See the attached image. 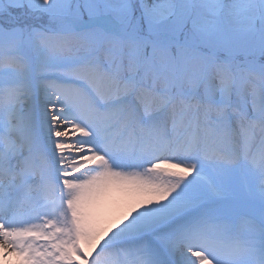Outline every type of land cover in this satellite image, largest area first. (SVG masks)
<instances>
[{"label":"snow or ice","instance_id":"1","mask_svg":"<svg viewBox=\"0 0 264 264\" xmlns=\"http://www.w3.org/2000/svg\"><path fill=\"white\" fill-rule=\"evenodd\" d=\"M0 264H264V0H0Z\"/></svg>","mask_w":264,"mask_h":264}]
</instances>
